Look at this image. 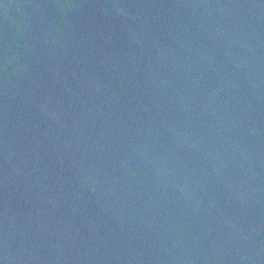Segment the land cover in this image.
I'll return each instance as SVG.
<instances>
[{"label":"water","instance_id":"95a60500","mask_svg":"<svg viewBox=\"0 0 264 264\" xmlns=\"http://www.w3.org/2000/svg\"><path fill=\"white\" fill-rule=\"evenodd\" d=\"M0 264H264V0H0Z\"/></svg>","mask_w":264,"mask_h":264}]
</instances>
